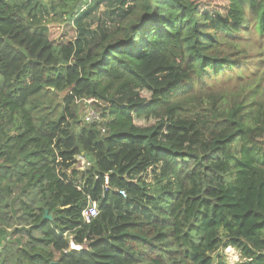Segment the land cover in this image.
<instances>
[{"label":"trees","instance_id":"obj_1","mask_svg":"<svg viewBox=\"0 0 264 264\" xmlns=\"http://www.w3.org/2000/svg\"><path fill=\"white\" fill-rule=\"evenodd\" d=\"M30 2L0 0V264H264V68L243 72L264 65V0H61L35 29ZM227 71L243 98L184 116L178 97Z\"/></svg>","mask_w":264,"mask_h":264},{"label":"rangeland","instance_id":"obj_2","mask_svg":"<svg viewBox=\"0 0 264 264\" xmlns=\"http://www.w3.org/2000/svg\"><path fill=\"white\" fill-rule=\"evenodd\" d=\"M60 5H61V0H32V2L28 4V11L34 10V15L37 12L43 17V19L38 21V19L41 18L40 16H38V18L36 17L35 19H32L33 17L31 16L29 18L30 19L29 21L32 24V28L35 29L39 23L45 20H47L46 22L47 24L59 23L61 21L63 22L65 14L63 15V12L59 10ZM34 7L38 9L35 10ZM108 11L109 8H107L104 4H102L98 8V10H96L94 16L91 17V19L94 22L93 27L97 26L98 22L100 21H103L108 25H110V28H112L117 24L118 16L114 17V19H110L107 14ZM98 16L101 17L100 21L97 19ZM63 32H67V29H61L57 38H59L60 34H63ZM75 33L76 32L74 29L68 28L67 38H73L75 36ZM247 38L249 39L253 48L250 49L251 52H256L257 50L256 39L253 38L251 33L247 35ZM224 50L225 52H231V47L226 45L224 47ZM238 56L239 54L234 55V58H239ZM261 57L262 55L260 53H256V57H250L249 55L248 57L243 58L244 61L243 72L252 73V71L263 69L264 65L261 62L263 58L261 59ZM256 62L258 63L257 66H256ZM242 77L243 78H239L237 72H232V71H227L226 73L220 76H213L212 78H209V80L206 83L195 84V86L192 88V90L189 93L181 94L177 99L178 101L176 102L181 103L183 105L184 116L193 117L196 114H201L202 112L206 111L207 109L206 106L208 102L211 100V98L214 99V97H222L221 100H224L225 104H227L232 100L238 99V97L242 99L243 96L249 91L248 89L245 93H243L242 88H240L243 84L246 83L244 75H242ZM61 96H63V94ZM245 98L250 99L252 97L247 96ZM100 104L102 103L100 102ZM92 106L95 107L99 112L102 111V106L98 105V103L92 102ZM87 107L88 104L79 103V119L83 123H84L83 121L84 113ZM76 247L79 246L76 245ZM71 248L73 249L72 245ZM224 254L228 264H235L237 262L244 260L241 258L240 251L237 250L236 248H232L230 250L225 249Z\"/></svg>","mask_w":264,"mask_h":264},{"label":"built area","instance_id":"obj_3","mask_svg":"<svg viewBox=\"0 0 264 264\" xmlns=\"http://www.w3.org/2000/svg\"><path fill=\"white\" fill-rule=\"evenodd\" d=\"M92 99H84L81 102L78 103H84V104H88V107L85 110L84 113V118L83 121L85 123H97V122H101L103 120L101 112H99L95 107L92 106ZM103 132H105V130L103 129ZM77 162H78V167L81 168L82 170L90 167L93 165V162L87 158L84 154L83 155H79L76 158ZM107 185L106 188H108V179L106 181ZM119 194L122 196H127L126 191L124 190H119ZM99 214V207H98V202L93 200L90 196L88 197V204L86 206V208L83 210L82 212V219L85 223H90L94 218H96ZM73 248H77L74 243H72Z\"/></svg>","mask_w":264,"mask_h":264},{"label":"water","instance_id":"obj_4","mask_svg":"<svg viewBox=\"0 0 264 264\" xmlns=\"http://www.w3.org/2000/svg\"><path fill=\"white\" fill-rule=\"evenodd\" d=\"M45 218L51 220L52 219V214H49L48 211H46Z\"/></svg>","mask_w":264,"mask_h":264},{"label":"bare ground","instance_id":"obj_5","mask_svg":"<svg viewBox=\"0 0 264 264\" xmlns=\"http://www.w3.org/2000/svg\"><path fill=\"white\" fill-rule=\"evenodd\" d=\"M75 246H76V245H75ZM232 248H233V247H228L227 249L230 250V249H232Z\"/></svg>","mask_w":264,"mask_h":264},{"label":"clouds","instance_id":"obj_6","mask_svg":"<svg viewBox=\"0 0 264 264\" xmlns=\"http://www.w3.org/2000/svg\"><path fill=\"white\" fill-rule=\"evenodd\" d=\"M78 248H80V247H77V248H73V249H78Z\"/></svg>","mask_w":264,"mask_h":264}]
</instances>
